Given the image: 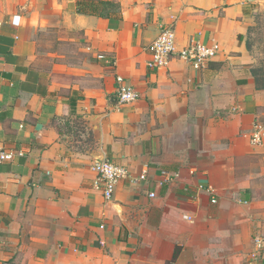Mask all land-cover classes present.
I'll return each mask as SVG.
<instances>
[{"label":"crops","instance_id":"1","mask_svg":"<svg viewBox=\"0 0 264 264\" xmlns=\"http://www.w3.org/2000/svg\"><path fill=\"white\" fill-rule=\"evenodd\" d=\"M77 1L0 0V145L23 154L0 165V264H264V140L248 138L264 89L246 46L260 0ZM167 25L176 51L217 56L149 70ZM101 158L128 171L110 201Z\"/></svg>","mask_w":264,"mask_h":264},{"label":"built area","instance_id":"2","mask_svg":"<svg viewBox=\"0 0 264 264\" xmlns=\"http://www.w3.org/2000/svg\"><path fill=\"white\" fill-rule=\"evenodd\" d=\"M146 51L149 56L147 62L149 70L154 71L166 67L173 55L184 59L193 69L199 70L217 56L219 46L217 44H202L192 40L189 45L176 51L173 26L167 25L160 28L158 36L147 46ZM115 83L116 96L120 105L131 104L137 100L136 91L127 85L121 76H116ZM248 138L251 146L261 145L264 140V120H258L253 124ZM21 156H23L22 152L0 145V165L10 163L16 157ZM90 169L96 174L95 188L100 191L106 201L112 199L116 184L128 177V171L124 167L118 166L106 158L91 162ZM144 178L145 176L141 175L139 180ZM149 196L153 198L154 194L151 193ZM254 244L258 249L264 247V242L261 239H256Z\"/></svg>","mask_w":264,"mask_h":264},{"label":"rangeland","instance_id":"3","mask_svg":"<svg viewBox=\"0 0 264 264\" xmlns=\"http://www.w3.org/2000/svg\"><path fill=\"white\" fill-rule=\"evenodd\" d=\"M254 22L253 31L249 35L248 51L256 60V67L260 74L264 75V0H260L252 12Z\"/></svg>","mask_w":264,"mask_h":264},{"label":"trees","instance_id":"4","mask_svg":"<svg viewBox=\"0 0 264 264\" xmlns=\"http://www.w3.org/2000/svg\"><path fill=\"white\" fill-rule=\"evenodd\" d=\"M81 3H84V0H78L77 1V6H78V8H77V12L78 13H86L87 12V10L86 9H81V7H80V4ZM102 5H104V3L102 2ZM106 7L104 8L105 10H107L106 12V15L108 16L109 14H111L110 12H115L116 10H118L119 9V6H118V4H116L115 2H106ZM103 9V12L105 11ZM108 11H110V12H108ZM253 27H250L249 29H248V37H249V35L251 34V32L253 31ZM246 46H247V48L249 49V47H248V42L246 41ZM253 76H254V78H255V81H256V85H257V88L258 89H264V75L263 74H260L259 73V71L257 70V69H255L254 70V72H253ZM177 254H178V249H176L175 250V253H174V256H173V260L172 261H174L175 260V258H176V256H177Z\"/></svg>","mask_w":264,"mask_h":264}]
</instances>
